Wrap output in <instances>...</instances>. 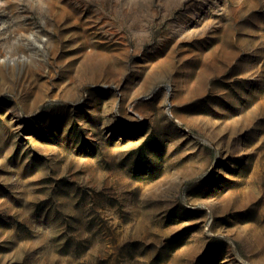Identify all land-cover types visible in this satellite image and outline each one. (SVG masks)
I'll return each instance as SVG.
<instances>
[{
    "label": "rangeland",
    "instance_id": "rangeland-1",
    "mask_svg": "<svg viewBox=\"0 0 264 264\" xmlns=\"http://www.w3.org/2000/svg\"><path fill=\"white\" fill-rule=\"evenodd\" d=\"M0 264H264V0H0Z\"/></svg>",
    "mask_w": 264,
    "mask_h": 264
}]
</instances>
